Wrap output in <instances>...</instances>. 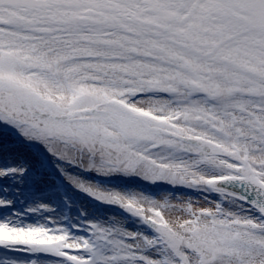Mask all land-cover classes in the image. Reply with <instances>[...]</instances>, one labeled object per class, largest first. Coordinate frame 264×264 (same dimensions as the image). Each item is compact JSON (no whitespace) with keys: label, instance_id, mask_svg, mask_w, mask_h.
<instances>
[{"label":"snow or ice","instance_id":"6c2138e0","mask_svg":"<svg viewBox=\"0 0 264 264\" xmlns=\"http://www.w3.org/2000/svg\"><path fill=\"white\" fill-rule=\"evenodd\" d=\"M0 264H264V0H0Z\"/></svg>","mask_w":264,"mask_h":264},{"label":"rangeland","instance_id":"374dc122","mask_svg":"<svg viewBox=\"0 0 264 264\" xmlns=\"http://www.w3.org/2000/svg\"><path fill=\"white\" fill-rule=\"evenodd\" d=\"M57 184H60V181L59 180H57ZM140 187H142V186H140ZM64 189L62 188L61 189V191H63ZM68 192V191H67ZM72 193V198L74 199V200H79V199H82V200H84L85 198L84 197H82V196H80L78 193H73V192H71ZM68 194H69V192H68ZM99 210H101V211H103L102 213H104L105 211H109V212H111V211H115V209H103V208H99ZM65 211H67V210H65Z\"/></svg>","mask_w":264,"mask_h":264},{"label":"bare ground","instance_id":"6f19581e","mask_svg":"<svg viewBox=\"0 0 264 264\" xmlns=\"http://www.w3.org/2000/svg\"><path fill=\"white\" fill-rule=\"evenodd\" d=\"M111 183H121V182H119V181H113V182H111ZM67 191L69 192V195L71 196V195H72V193H71V192H72L71 189L69 188V189H67ZM76 200H77V199H76ZM79 200H82V199H79ZM98 211L101 212V213L103 212V211H101V210H99V209H98ZM37 219H39V217H37V216H30V217H29V220H30V221H32V220H37Z\"/></svg>","mask_w":264,"mask_h":264}]
</instances>
